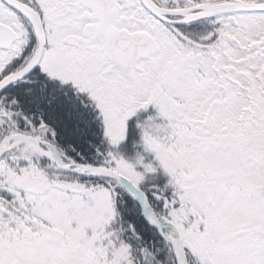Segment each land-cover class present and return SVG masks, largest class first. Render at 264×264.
<instances>
[{
    "label": "snow or ice",
    "instance_id": "obj_1",
    "mask_svg": "<svg viewBox=\"0 0 264 264\" xmlns=\"http://www.w3.org/2000/svg\"><path fill=\"white\" fill-rule=\"evenodd\" d=\"M0 264H264V0H0Z\"/></svg>",
    "mask_w": 264,
    "mask_h": 264
}]
</instances>
